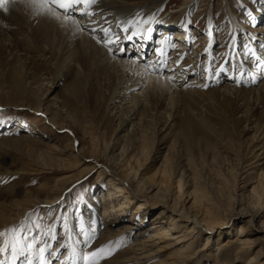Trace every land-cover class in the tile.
<instances>
[{
    "label": "rangeland",
    "instance_id": "obj_1",
    "mask_svg": "<svg viewBox=\"0 0 264 264\" xmlns=\"http://www.w3.org/2000/svg\"><path fill=\"white\" fill-rule=\"evenodd\" d=\"M184 1L186 0H163L156 11L147 6L143 12H154L153 20H162L164 15L173 16L176 20L174 9L181 4L185 6ZM248 1L251 4L244 5L243 0H196L188 6L187 15L178 17L179 24H187L189 27L187 56L195 55L198 51L201 53L202 64L198 75L207 80L206 85L198 89L201 93L172 96L165 92L142 94L125 100L127 105L120 108H109V100L107 103L93 94L92 82L89 81L86 86L82 77L75 74L78 72L79 58L75 57L69 63V68L59 65L58 54L63 47L59 43L60 38H53L51 32L37 33L31 41L34 48L16 43L14 49L17 55L11 58L5 57L0 49V166L4 167L5 163L17 170L0 172V201L25 204L31 196L50 202L57 194L52 195V192H58L61 186L56 182L61 176V170L77 166V153L81 151L93 156H89L91 165L105 164L111 156L121 159V164L131 161L132 165L146 166L151 163L154 168L160 165L168 170L171 190L177 191V186L180 185L179 191L184 193L187 206L193 210H200L201 205H209L221 213L243 206L250 214L264 213V151L259 147L264 143V87L259 86L261 90L256 93L227 91L224 88L225 84L232 87L241 85L236 80L246 71L241 68V65L244 67L242 59L248 61L246 65L251 64L249 59L253 54L249 42L258 40L257 32L250 31L249 28L264 26V0ZM19 2L20 0H8L7 8L18 5ZM229 11L234 12L238 25L234 29L235 34ZM0 12L2 13V9ZM210 16L216 39L211 57L205 54L207 50L204 48L208 46ZM40 21L44 20L40 18L37 23ZM239 22H244L246 28L242 29ZM0 24L7 33L12 34L13 27L8 22L0 20ZM161 28L155 30V42L162 37L158 35ZM233 34L237 36L236 42L242 57L238 56L236 49L233 50L235 44L230 41ZM173 41L172 46H177ZM258 43L264 46V39L258 40ZM137 44H140L139 40ZM128 48L129 45L125 47V51ZM137 54L134 52L130 56L134 59ZM151 54L153 53L148 55V59ZM171 54L169 52V57ZM166 63L163 71L165 75L170 66L168 61ZM205 67L210 71L206 72L207 75ZM229 74L235 77H229ZM104 81H100V85L107 87ZM213 88L218 89L212 91ZM208 90L210 91L206 92ZM105 93L108 96L110 91L106 89ZM133 113L138 117L131 119ZM50 118L58 121L55 124ZM183 121L191 124L190 133ZM12 137H26L24 147L27 148L26 144L32 145L35 155L9 146L7 143ZM38 140H42L41 145L36 144L39 143ZM113 146L116 150L111 153ZM163 146L166 148H162ZM257 154L259 155L256 157ZM67 184L70 183L62 185ZM110 185L108 177L97 168L88 170L75 183L60 190L64 193L69 189L61 200L51 205H37L38 207L28 211L25 218L21 216L22 219L14 220V224L1 221L0 217V233H3L0 235V249L6 242V235L10 233L18 249L23 244L27 254L32 247L41 254L40 249L43 248V254L51 262L59 257L57 253L61 244L67 241L61 237L67 235L80 250L78 264H83L81 257L101 247H106L110 254L103 255L98 264H114L118 259L127 258L132 254L130 251L127 255L124 252L135 242L141 227L128 232L122 241V235L118 234L111 242L101 243L98 247L95 245L103 232L102 228L110 225L101 216L105 203L100 200L110 189ZM187 191L193 193L190 195ZM122 198L116 197L115 202L108 205L109 208H119L118 202ZM134 203H141L136 195L131 196L130 205L124 210L129 212V221L118 222L111 226L112 230L123 226V223L141 221L142 211L147 217L143 225L146 227L147 215L153 214L150 211L153 203L150 202L149 206L147 202L143 207ZM8 205L14 204L7 203V212L11 213ZM124 212L111 211L110 216L114 218L112 221L118 220ZM135 215L137 219H134ZM262 223L264 215L248 225L251 229L258 230ZM229 224L237 229L238 222L232 221ZM229 224L217 226L212 238L214 243L210 242L208 249H204L207 233L202 234L192 244L190 255L193 262L189 264H216L218 261L221 264H236V246L226 249L221 245L228 236L226 231ZM145 231L143 235H148L151 228ZM177 231L179 230L173 234ZM259 235L260 232L249 234L254 239ZM67 248L68 245L63 247L61 255L66 253ZM243 251L247 258L261 252L259 261L264 263L262 242L256 247L252 244L245 246ZM162 254L164 255L155 261L134 260L130 257L122 259L124 261L120 264H160L162 258L170 255L169 249H164ZM2 259L0 251V260ZM38 263L39 261L36 264Z\"/></svg>",
    "mask_w": 264,
    "mask_h": 264
},
{
    "label": "bare ground",
    "instance_id": "obj_2",
    "mask_svg": "<svg viewBox=\"0 0 264 264\" xmlns=\"http://www.w3.org/2000/svg\"><path fill=\"white\" fill-rule=\"evenodd\" d=\"M162 1L163 0H146L141 2L139 0H95L94 4L85 9V11L91 13V15H82L80 9L83 8V5H79L77 6V10L72 13V18L77 21L79 25V28H77L75 24L65 21L64 13L59 9L57 10L58 16H54L47 11L38 10L32 3V0H20L18 5H10L7 11L2 9V13L0 12L1 22L5 20V22H8V24L13 27V32L11 34V32L7 33L8 31L0 24V49L3 51L5 57L11 58L17 55L14 49V46L17 45L16 43H23L26 47L34 48L31 41L37 33L51 32L53 38H60L59 43L63 47L58 54L60 60L59 65L62 66V68L67 66L69 68V63L75 57L79 58L77 60L78 72L75 74L78 77H82L83 83L86 86L89 81H91L93 85V94L106 100L107 103L109 100V108H120L123 105H127V102H124L125 100L131 97L137 98L142 96V94L165 92L172 96L173 94L180 93H201V90L199 91L198 89L203 88L207 81L205 77V79H201L198 75L202 64L201 53L198 51L195 55L187 56L189 52L188 40L190 38V32H188L189 27L187 24L181 25L178 22V17L187 15L188 6H191L196 0H186L183 2L185 6L181 4L178 8L174 9L176 11V20L172 18L173 16L170 17L165 15L162 20H153L152 14L154 12L148 14H146L147 12H143L147 6L156 11V9L159 8L158 5ZM243 4L248 5L251 4V2L243 0ZM255 11L257 12L256 9ZM230 12L231 11H229V17L231 16L233 19L231 24L235 34L236 30L234 29L238 25H236L237 22L234 12ZM40 18L44 21L37 23V20ZM145 20H147L148 23H144ZM208 23V29L210 31L209 36H207L208 46L204 48L207 50L205 54L211 57L213 52L212 46L216 45V39L214 38L215 30L214 27L211 26V16L208 19ZM239 25L242 29L246 28L244 22H239ZM125 27L129 28L128 32L123 31ZM161 27H163V29ZM160 28L162 30L158 32V35H160V37L161 35H166V37H161L155 42V30L157 29L158 31ZM93 29H95L94 32L92 31ZM101 29H109V36L113 40L119 38V43L111 45L114 54H110L102 43H97L98 39L104 40L106 38ZM148 29H151L150 33ZM249 30L257 32L256 39H264V26L260 25L257 28L250 27ZM133 32H138L139 35L132 36L131 40L127 39ZM234 34L230 39L231 43L235 44L233 50L236 49L237 53H239L238 56L242 57L238 49L239 44L236 42L237 36ZM168 35L174 36V39L168 40ZM138 40L140 44H137ZM172 40H174V43L176 42L177 46H171ZM258 40H250L249 42L251 45L249 48L253 54L252 56L250 55L251 59H249L251 64L246 65L248 61H244V59H242L244 67L239 63L242 70H246L243 73L244 75L236 80L237 83L241 85L232 87L229 84H225L224 88L227 91L233 90L236 92L256 93L264 87V46L258 43ZM42 41L45 43L44 40ZM43 43L39 42L41 46H44ZM127 45H129V48L125 51ZM121 48L124 49L122 53L119 51ZM42 50L43 49H41V51ZM134 52L138 54L133 59L131 56ZM148 52L149 54L153 53L149 59L147 58L149 55ZM169 52H172L171 57H169ZM51 53L53 52L51 51ZM167 61L168 64L170 63V66L168 73L165 75L163 71ZM62 68L61 70H63ZM205 68L206 73L209 71V68ZM207 74L208 73H206V75ZM185 77L186 79H184ZM229 77L235 76L229 74ZM103 80L106 81L107 87L100 85V81L102 83ZM260 83L262 84L259 85ZM259 86H261V88H259ZM141 88L144 89L140 91L139 89ZM106 89L110 91L108 96L105 93ZM216 89L218 88H213L211 90L213 91ZM209 91L210 90L206 92ZM44 111L48 113L46 110ZM132 115L131 119L138 117L134 113ZM50 120L55 124L56 121H58H55L53 118H50ZM183 125L190 133L189 127H191V124L183 121ZM24 139H26V137H12L7 144L12 148L21 149L22 151L25 150L26 153L28 152L35 155L32 145L26 144L27 148L24 147ZM38 141L39 143L36 144L41 145L42 140ZM259 147L264 151V143ZM162 148H166V146ZM115 150L116 147L113 146L111 148V153H114ZM85 154L81 151L79 154L77 153V166L73 165L72 167L61 170V176L56 181L58 182L57 184L61 186L58 192L55 190L52 192V195L57 194L50 202L37 200L29 196L25 204L23 202L11 201L14 205H8L11 207V213H9L7 212L9 211L7 203L11 202L0 201L1 221H8L14 224L12 223L14 220L18 221L19 219L25 218L26 215H28V211L38 207L37 205H51L55 201L61 200L69 189L64 193L60 190L79 180V176H81L83 172L97 168L101 174H105L106 177H108L111 185L105 196L100 198L101 202L105 203L101 216L107 221V225L109 223L110 225L102 228L103 232L99 236L100 239L96 240V247L101 243L107 241L111 242L118 234L122 235V241L128 232H131L135 227H141L139 232H137V238L134 240L135 242L124 252V254L127 255L130 251L132 255H128L127 258L118 259L114 264H120L130 257L134 260L155 261L164 255L162 254L164 249H169L170 255L166 258H162L160 264L192 263V256L190 255L192 244L196 243V241L202 237V234L207 233V241L204 245V249H208L210 242L212 244L214 243L212 238H214L216 234L217 226L227 225L232 221L238 222L237 229L236 227L234 228L232 224H229L230 227L226 231L228 236L221 242L223 243L221 245L226 249L236 246V264H264L262 261H259V256L262 255L261 252L247 258L243 251V248L250 244L254 247H256L259 242L264 244V223L260 225L258 230L251 229L250 225H248V223L252 224L255 219H260V217L264 215L263 212L250 214L245 207L241 206L240 208L237 207V209L233 208L232 210L229 209L226 212L220 213L219 210H215L209 205H201L200 210H193L191 207L187 206L185 198L183 197L184 193L179 191L181 188L180 185L177 186L179 187L177 191L174 192L171 190L168 177L169 174H167L168 170H165L160 165L157 168H154V165L151 163L146 166L132 165L131 161H127L126 164H121L122 160L118 159L116 156L108 158L105 164L91 165L89 160L90 157L93 156ZM258 155L259 154H257L256 157ZM3 164L4 167L0 166V172L16 170L11 169L9 164ZM65 183L70 184L62 185ZM178 183L180 184V181ZM187 193L191 195L193 191H187ZM132 195H136L140 199L141 203H134L136 206L143 207L147 202L149 206H151L150 202L153 203V206H151L152 209L150 210L153 214H146L149 223L147 222L145 224L146 227L143 226L147 221V217L142 211L141 221L123 223V226H120L116 230H112L111 226L116 225L118 222L129 221V212H124V210L129 207ZM116 197L123 198L118 202L119 208L111 210L108 205H112ZM111 211H123L124 213L118 220L112 221L114 218L110 216ZM67 213L68 211H66V214ZM16 215H19L18 218L15 217ZM162 217H167L168 219L161 220ZM132 218L133 216H131V219ZM134 219H137L136 215ZM149 228H151V232L148 235H143L144 231ZM176 230L179 231L173 234ZM259 232L261 235L255 239L249 236V234L255 235ZM61 239H67V241L61 244L57 253L59 257L50 262V258L48 259L46 254H43L44 264H78L80 250L76 244H74V241L68 238L67 235L65 237L62 236ZM67 245L68 250L64 255H61L62 253H60V251L64 246L67 247ZM13 247L16 249L15 256H13ZM2 249H5L1 251L2 260L5 261V264H28L29 260L32 261V264H36L37 261H39L38 264H40L42 254H38L34 247H32L27 254L26 246L23 244L22 247L18 249L10 233L6 235V242ZM8 250L10 252H8ZM37 258L38 260L36 261ZM110 262L111 260L107 263ZM216 264H221V261H218Z\"/></svg>",
    "mask_w": 264,
    "mask_h": 264
},
{
    "label": "snow or ice",
    "instance_id": "obj_3",
    "mask_svg": "<svg viewBox=\"0 0 264 264\" xmlns=\"http://www.w3.org/2000/svg\"><path fill=\"white\" fill-rule=\"evenodd\" d=\"M32 3L37 7L38 10L47 11L54 16H58V13H57L58 9L61 10L64 13L65 21L71 22V23L75 24L77 26V28H79L77 21H75L72 18V13L77 10V6L83 5V8L80 9L81 14L82 15H85V14L91 15V13H87L85 11V9H87L92 4H94L95 0H32ZM7 4H8V0H0V9L7 11L8 10ZM144 23H148V21L145 20ZM92 31L94 32L95 29H93ZM101 31L104 32L106 38L104 40L98 39L97 43H102L103 46L107 48V50L110 54H114L113 48L111 47V45L119 43V38H116L115 40H113L109 36V32H110L109 29H101ZM123 31L128 32L129 28L125 27L123 29ZM148 32L150 33L151 29H148ZM135 35H139V33L133 32L131 35H129L127 37V39L131 40L132 36H135ZM119 51L122 53L124 51V49L121 48V49H119ZM221 71H224V69L221 68ZM12 231H15V229H13ZM0 235H3V233H0ZM29 247H31V245H29ZM4 250L5 249H0V251H4ZM12 251H13V256H15V254H16L15 247H13ZM40 251L42 254L40 264H44V259H43L44 249L41 248ZM108 254H110V252L107 251L106 247H101L97 251H93L87 255H84L83 257H81V259L83 260V264H98V260L100 258H102L103 255H108ZM0 264H5V261L0 260ZM28 264H32V261L29 260Z\"/></svg>",
    "mask_w": 264,
    "mask_h": 264
}]
</instances>
